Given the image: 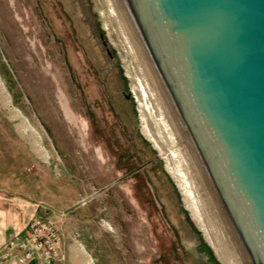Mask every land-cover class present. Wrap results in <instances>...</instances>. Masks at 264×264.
<instances>
[{
    "label": "rangeland",
    "instance_id": "rangeland-1",
    "mask_svg": "<svg viewBox=\"0 0 264 264\" xmlns=\"http://www.w3.org/2000/svg\"><path fill=\"white\" fill-rule=\"evenodd\" d=\"M104 11L101 0H0V79L42 147L0 100V197L22 213L20 235L46 222L73 259L79 242L95 264H224L147 136L126 65L142 74ZM15 249L2 259L17 261Z\"/></svg>",
    "mask_w": 264,
    "mask_h": 264
},
{
    "label": "water",
    "instance_id": "water-1",
    "mask_svg": "<svg viewBox=\"0 0 264 264\" xmlns=\"http://www.w3.org/2000/svg\"><path fill=\"white\" fill-rule=\"evenodd\" d=\"M101 2L138 64L197 210L232 264H264V0Z\"/></svg>",
    "mask_w": 264,
    "mask_h": 264
},
{
    "label": "bare ground",
    "instance_id": "bare-ground-1",
    "mask_svg": "<svg viewBox=\"0 0 264 264\" xmlns=\"http://www.w3.org/2000/svg\"><path fill=\"white\" fill-rule=\"evenodd\" d=\"M104 12H106L105 13L106 17L107 18L109 17L111 19V22L113 23V20L110 17L109 13L107 11H104ZM107 27H108V35L110 36L114 44L116 46L120 45L119 43L121 42V40L120 42H118L117 37L115 36L116 35L115 28H112L113 25L111 26L110 24ZM125 49L127 48L125 47ZM128 54H130V52ZM134 64L135 63H133V65ZM126 67H127V73L130 79L133 80V81L131 80L132 81L131 86H132L134 95L140 105V109L144 116L143 118L144 123L143 122L142 123L144 124L145 131L148 134L147 136H149L150 139L154 142L155 146L157 147V149L163 156L164 160L166 161L168 170L170 171V173L172 174V177L176 181L177 186L180 189L182 196L184 197L185 204L188 210L190 211L192 218L195 220L197 226L203 231L205 237L207 238V241L211 244V246L215 250L220 260H222L224 264H232L221 242L219 235L211 227V225L205 220V218L200 214V212L196 208L189 177L177 153V150L172 142V139L167 131V128L162 120V117L157 109V106L152 98V95L147 87V84L143 78V75H141V77L137 76V74L135 75L132 73L131 70H128L129 68L128 65H126ZM0 100L4 108L7 110V112H9L10 117L16 121V125L18 129L24 134V136H26L30 140L34 148L40 151L39 149L42 148L40 146L41 144L40 145L38 144V141H40L39 140L40 138L38 137L39 138L38 141L37 139H35L34 134L32 133V130L34 129H31L32 127L31 124H28L29 122L27 121V119L22 115V113L18 110V108L15 107L14 104L12 103V100L10 96L8 95V92L1 79H0ZM79 254H80V260L82 264H95L88 255L86 254L84 255L83 251L82 253L79 252Z\"/></svg>",
    "mask_w": 264,
    "mask_h": 264
},
{
    "label": "built area",
    "instance_id": "built-area-1",
    "mask_svg": "<svg viewBox=\"0 0 264 264\" xmlns=\"http://www.w3.org/2000/svg\"><path fill=\"white\" fill-rule=\"evenodd\" d=\"M14 240L8 242L14 247ZM22 252L18 255V264H53L60 258L59 237L46 222L38 219L30 223L28 230L20 235L18 242Z\"/></svg>",
    "mask_w": 264,
    "mask_h": 264
},
{
    "label": "crops",
    "instance_id": "crops-1",
    "mask_svg": "<svg viewBox=\"0 0 264 264\" xmlns=\"http://www.w3.org/2000/svg\"><path fill=\"white\" fill-rule=\"evenodd\" d=\"M22 217L23 216L21 212L13 210V207H9L7 205V201L2 200L0 197V264H18L17 261H8L9 259H2V257L8 249V241L10 240H14L16 243L14 245V247H16L14 252L16 253L14 254L17 255L19 251L21 253V249L19 248L18 242L20 240L19 233H21L24 226L22 222ZM72 249L74 251L76 250L75 253L79 256L78 259L76 256L73 259L71 253L65 254L60 251V258L57 259L53 264H66V261L68 262V264H73V262L75 264H78L80 258L79 252L82 253L83 251L85 254L89 255L87 250L83 247V244L79 242L72 243Z\"/></svg>",
    "mask_w": 264,
    "mask_h": 264
},
{
    "label": "flooded vegetation",
    "instance_id": "flooded-vegetation-1",
    "mask_svg": "<svg viewBox=\"0 0 264 264\" xmlns=\"http://www.w3.org/2000/svg\"><path fill=\"white\" fill-rule=\"evenodd\" d=\"M197 249H198L199 251H206V252H208L207 248L204 247L202 241H201V244L197 247ZM208 253H209V252H208ZM208 255H210V253H209ZM210 258H211V256H210Z\"/></svg>",
    "mask_w": 264,
    "mask_h": 264
},
{
    "label": "trees",
    "instance_id": "trees-1",
    "mask_svg": "<svg viewBox=\"0 0 264 264\" xmlns=\"http://www.w3.org/2000/svg\"><path fill=\"white\" fill-rule=\"evenodd\" d=\"M202 243H203V245L205 246V243H204L203 241H202ZM205 247H207V246H205ZM207 250L210 251L208 248H207Z\"/></svg>",
    "mask_w": 264,
    "mask_h": 264
}]
</instances>
